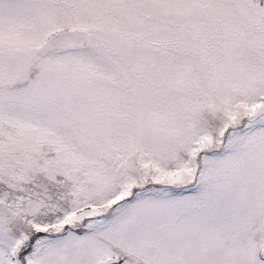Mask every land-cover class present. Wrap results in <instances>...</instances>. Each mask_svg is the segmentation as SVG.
Returning a JSON list of instances; mask_svg holds the SVG:
<instances>
[{
    "label": "snow or ice",
    "instance_id": "6c2138e0",
    "mask_svg": "<svg viewBox=\"0 0 264 264\" xmlns=\"http://www.w3.org/2000/svg\"><path fill=\"white\" fill-rule=\"evenodd\" d=\"M0 264H264V0H0Z\"/></svg>",
    "mask_w": 264,
    "mask_h": 264
}]
</instances>
